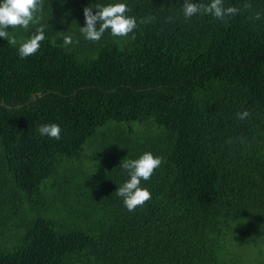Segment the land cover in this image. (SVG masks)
Masks as SVG:
<instances>
[{"label":"trees","instance_id":"trees-1","mask_svg":"<svg viewBox=\"0 0 264 264\" xmlns=\"http://www.w3.org/2000/svg\"><path fill=\"white\" fill-rule=\"evenodd\" d=\"M109 2L43 0L26 58L39 25L0 38V264H264V0H127L132 33L86 40ZM146 151L163 162L129 211L120 165Z\"/></svg>","mask_w":264,"mask_h":264},{"label":"clouds","instance_id":"clouds-1","mask_svg":"<svg viewBox=\"0 0 264 264\" xmlns=\"http://www.w3.org/2000/svg\"><path fill=\"white\" fill-rule=\"evenodd\" d=\"M129 11L127 0H111L109 3H93L85 6L83 9L85 26H79L80 34L89 41H100L106 32H110L114 37L127 36L138 26L137 18L129 15ZM182 11L185 18L203 13L223 19L235 14L238 9L232 6L225 7L224 0H210L207 4L185 0ZM41 20H43V0H0V38L10 44H17L16 37L10 35L17 26L28 29L30 25H39L30 37L19 43L18 55L21 58L36 54L41 48V42L46 39L47 26L40 23ZM9 26H12V31L7 30ZM62 38L65 46L79 42L74 41L72 34H65ZM238 115L244 119L249 113L244 111ZM38 132L42 136L60 139L62 128L52 122L41 124ZM162 162V156L146 151L136 159L121 163L120 166L126 170L128 178L118 185L116 194L123 199L124 206L129 211H134L150 200L151 190L144 186L143 182L152 177Z\"/></svg>","mask_w":264,"mask_h":264}]
</instances>
